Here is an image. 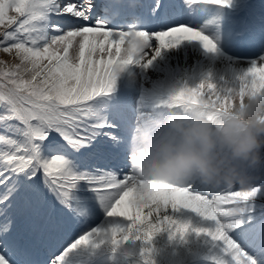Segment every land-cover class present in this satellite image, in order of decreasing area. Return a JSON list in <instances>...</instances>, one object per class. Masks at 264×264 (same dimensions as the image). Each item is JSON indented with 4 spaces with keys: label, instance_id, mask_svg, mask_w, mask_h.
I'll return each mask as SVG.
<instances>
[{
    "label": "snow or ice",
    "instance_id": "snow-or-ice-1",
    "mask_svg": "<svg viewBox=\"0 0 264 264\" xmlns=\"http://www.w3.org/2000/svg\"><path fill=\"white\" fill-rule=\"evenodd\" d=\"M188 5L230 11L209 34L191 22ZM0 28V52L14 54L18 61H0V145L5 147L0 151V264H34L31 245L18 232L22 209L32 210L33 229L40 231L50 223L48 204L67 203L81 185L85 196L94 192L108 203V217H123L131 224L113 226L110 233L94 230L79 244L109 235L113 245L133 235L149 243L167 228L181 239L190 231L208 238L224 257L219 264H257L241 246V236L249 233L253 250L264 258V212L256 208L264 183L256 182L251 190L146 185L132 177L129 157L110 143L115 137L105 131L108 126L94 121L89 107L94 98L112 90L118 73L128 66L146 68L162 51L174 50L212 56L223 51L237 67L243 66L233 78L215 83V89L206 80L176 97L199 96L209 107L218 105L230 88L250 84L264 73V4L0 0ZM137 37L142 49L133 42ZM169 207L190 209L212 227L178 223L165 215Z\"/></svg>",
    "mask_w": 264,
    "mask_h": 264
},
{
    "label": "rangeland",
    "instance_id": "rangeland-1",
    "mask_svg": "<svg viewBox=\"0 0 264 264\" xmlns=\"http://www.w3.org/2000/svg\"><path fill=\"white\" fill-rule=\"evenodd\" d=\"M259 4H264V0H258ZM188 8L191 22L198 23L202 30L209 34H212L213 29L221 24V20L227 18L230 11L213 5H188ZM258 10L259 7H257ZM0 31L3 29L0 28ZM126 46L127 44L123 47ZM229 56L230 53L225 54L223 51L216 56L198 50H194V53H189L187 50L162 51L161 55L146 68L130 65L127 68L128 73L122 79L120 78L121 72L118 73L112 90L108 94H102V97L111 95L110 101L118 107L112 108L111 111L110 105L98 101L97 106L104 105V108L100 112L93 110L92 113L96 117L94 121L108 126L105 131L111 132L117 141L124 140L126 143L131 141L133 132L139 131L142 127L151 129L154 127L156 135L160 131V135H162L165 129L159 126V118L165 117L167 121L172 112L180 113L181 109L176 102L168 104L167 109L158 103L159 107L155 109L157 115H153V119H149L147 114L146 117L136 116L131 105H133L132 99L138 80H144L148 87L163 86L167 92L178 94V90L197 87L206 80L218 83L221 78H233L242 70L243 66L237 67L235 62L229 60ZM0 61L10 65L18 62L14 54L8 55L3 52H0ZM171 66H174L175 74L173 75L175 76L159 71L163 67L167 71ZM182 79L185 81L182 82ZM118 85L120 90L116 93L114 90ZM158 104L152 102V109ZM113 132H117L119 136L114 135ZM112 142L110 141V143ZM0 151H5L3 145H0ZM257 182L264 183L260 180ZM193 184L202 187L198 183L193 182ZM82 189L83 185L72 193L71 199L67 202L70 208L60 203L55 205L49 203L47 212L50 223L40 231L33 229L32 210H21L18 225L24 224L28 218L30 220L26 222L25 228L27 229L23 231L18 229V232L29 241L32 256L38 262L42 259V264L43 261L46 264H142L138 260L141 258L146 260L144 257L151 256V259H147L149 264L157 261V264H219L224 259L220 248L208 238L202 235L197 236L195 232L190 231L181 239L178 235L172 236V230L167 228H162L149 243H145L143 239H136L133 235L127 241L122 240L120 244L113 245L109 235L96 237L86 245L79 244V240L85 234L92 233L94 230L110 233L113 226H119V224L113 223V218L106 214L108 203L94 192L89 191L85 196ZM49 199L52 200L55 197L50 196ZM256 208L257 212H264V194L257 199ZM64 209L68 212H64ZM165 215L178 223H189L192 228L212 227L209 222L186 209L173 211L169 207ZM130 224L131 221L123 223L120 227L126 228ZM37 233L40 234L37 235ZM38 236L39 239H37ZM250 238L249 233L241 236L240 239L243 241L241 246L254 259L259 260L256 261L258 264H264L261 254L253 250L249 242ZM233 239H236L235 235H233ZM35 251L36 253H34Z\"/></svg>",
    "mask_w": 264,
    "mask_h": 264
},
{
    "label": "clouds",
    "instance_id": "clouds-1",
    "mask_svg": "<svg viewBox=\"0 0 264 264\" xmlns=\"http://www.w3.org/2000/svg\"><path fill=\"white\" fill-rule=\"evenodd\" d=\"M133 42L143 48L139 37ZM175 101L181 112L169 115L159 138L151 128L133 132L128 146L132 177L146 185L195 182L209 190H251L264 177V73L230 88L213 107L199 96Z\"/></svg>",
    "mask_w": 264,
    "mask_h": 264
}]
</instances>
